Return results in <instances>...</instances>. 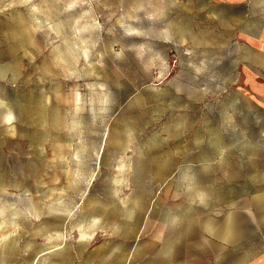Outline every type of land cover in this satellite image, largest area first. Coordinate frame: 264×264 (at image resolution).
Instances as JSON below:
<instances>
[{"label":"rangeland","instance_id":"rangeland-1","mask_svg":"<svg viewBox=\"0 0 264 264\" xmlns=\"http://www.w3.org/2000/svg\"><path fill=\"white\" fill-rule=\"evenodd\" d=\"M245 10L0 0V264H167L216 245L264 183L262 19Z\"/></svg>","mask_w":264,"mask_h":264},{"label":"crops","instance_id":"crops-1","mask_svg":"<svg viewBox=\"0 0 264 264\" xmlns=\"http://www.w3.org/2000/svg\"><path fill=\"white\" fill-rule=\"evenodd\" d=\"M227 1L233 6H246L249 18L262 19L256 27L259 31L248 39L252 50L262 59L257 62V72L251 74V83L253 100L264 111V0ZM232 207V214L226 219L227 233L216 231L211 237L215 246H202L198 258L188 255L182 261L167 264H264V232L256 229L264 219V183L247 198L235 201Z\"/></svg>","mask_w":264,"mask_h":264},{"label":"bare ground","instance_id":"bare-ground-1","mask_svg":"<svg viewBox=\"0 0 264 264\" xmlns=\"http://www.w3.org/2000/svg\"><path fill=\"white\" fill-rule=\"evenodd\" d=\"M9 120H11V119H9Z\"/></svg>","mask_w":264,"mask_h":264}]
</instances>
